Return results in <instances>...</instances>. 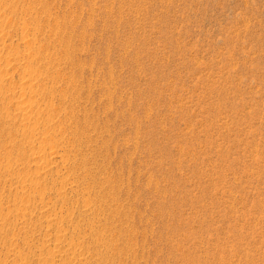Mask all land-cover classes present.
Returning a JSON list of instances; mask_svg holds the SVG:
<instances>
[{
  "label": "rangeland",
  "instance_id": "rangeland-1",
  "mask_svg": "<svg viewBox=\"0 0 264 264\" xmlns=\"http://www.w3.org/2000/svg\"><path fill=\"white\" fill-rule=\"evenodd\" d=\"M0 10V264H264V0Z\"/></svg>",
  "mask_w": 264,
  "mask_h": 264
},
{
  "label": "bare ground",
  "instance_id": "bare-ground-1",
  "mask_svg": "<svg viewBox=\"0 0 264 264\" xmlns=\"http://www.w3.org/2000/svg\"><path fill=\"white\" fill-rule=\"evenodd\" d=\"M3 1V0H2ZM2 3V2H1ZM16 3V2H15ZM1 11V10H0ZM1 17H2V14L0 13V21H2V19H1ZM5 19V18H4ZM2 25H3V23H1L0 22V28L2 27ZM24 25V24H23ZM33 39V38H32ZM36 46V45H35ZM11 52V51H10ZM31 54V53H30ZM19 56H20V54H19ZM30 56V55H29ZM32 56V55H31ZM35 56V55H34ZM30 59H32V58H30ZM30 59H28V62H27V65H25V67H23V68H26V70L28 71V73H27V75L28 76H32V74L34 73H37V71H36V68H37V66H36V62L34 61V60H30ZM25 61H26V59H25ZM35 64V65H34ZM23 66V65H22ZM21 67V66H20ZM30 76V77H31ZM26 76L24 77V79H22V81H21V83H22V86L23 85H29L30 87H32V79L30 80V78H26ZM34 79V78H33ZM2 104H3V108L5 107V110L7 111V107H8V109L10 108L9 106H8V103L6 102V100H5V98H3L2 100ZM0 101V102H1ZM2 106V105H1ZM19 109V108H18ZM21 110H19V111H23L22 109H24L23 107H21L20 108ZM1 111V110H0ZM1 118V117H0ZM46 120V119H45ZM43 123V122H42ZM15 124V123H14ZM23 129H25V128H23ZM24 132V131H23ZM25 134V133H24ZM19 135V134H18ZM52 137V136H51ZM31 138V137H30ZM54 138V137H53ZM31 141V140H30ZM78 142V141H77ZM62 144V143H61ZM7 150V149H6ZM44 151V150H43ZM33 156L36 158V159H38V161H41L42 162V165L43 166H46V165H50V160L49 159H47L46 157L48 156V154H45V153H43L42 152V150L40 149V150H35L33 153ZM54 154V153H53ZM82 154V153H81ZM50 155V154H49ZM18 158V157H17ZM51 159V158H50ZM30 160V159H29ZM35 160V159H34ZM5 164V163H4ZM9 165V164H8ZM41 165V166H42ZM52 165V164H51ZM38 168V167H37ZM46 169V168H45ZM27 174V173H26ZM82 175V174H81ZM25 177V176H24ZM46 177V176H45ZM45 179V178H44ZM26 181V180H25ZM28 181V180H27ZM26 181V182H27ZM34 183V182H33ZM24 187V186H23ZM39 188V187H38ZM62 192H63V190H62ZM87 194V193H86ZM62 195H64L63 193H62ZM67 195V194H66ZM30 196V195H29ZM68 200V199H67ZM98 207V206H97ZM53 219V218H52ZM91 224V223H90ZM59 227H61V226H59ZM50 228V227H49ZM52 228V227H51ZM59 229V228H58ZM64 230V227L62 226L61 227V230H60V233H61V231H63ZM86 230V229H85ZM46 234V233H45ZM59 235V234H58ZM62 237V236H61ZM63 238V237H62ZM58 239H59V237H58ZM60 240V239H59ZM64 242L63 241H55L54 243H53V246L56 248H58V247H62V245H64L63 244ZM114 248V247H113ZM73 255H71L70 257H68L67 258V256H66V258H65V260H66V262H67V260L69 261V262H76L77 260H78V254H76L75 252L74 253H72ZM69 256V255H68ZM63 258V257H62ZM62 258H61V260H59L58 258H57V256L56 255H54V256H52L51 257V261L49 262L50 264H55L56 262H58V261H62ZM39 260H40V258H39ZM64 260V261H65Z\"/></svg>",
  "mask_w": 264,
  "mask_h": 264
}]
</instances>
